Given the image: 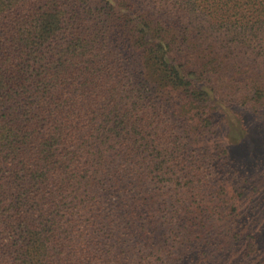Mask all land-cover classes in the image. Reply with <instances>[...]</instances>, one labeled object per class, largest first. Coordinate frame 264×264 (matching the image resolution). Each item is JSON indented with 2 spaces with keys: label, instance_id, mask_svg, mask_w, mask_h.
Here are the masks:
<instances>
[{
  "label": "trees",
  "instance_id": "1",
  "mask_svg": "<svg viewBox=\"0 0 264 264\" xmlns=\"http://www.w3.org/2000/svg\"><path fill=\"white\" fill-rule=\"evenodd\" d=\"M234 110L264 0H0V264H264Z\"/></svg>",
  "mask_w": 264,
  "mask_h": 264
},
{
  "label": "rangeland",
  "instance_id": "2",
  "mask_svg": "<svg viewBox=\"0 0 264 264\" xmlns=\"http://www.w3.org/2000/svg\"><path fill=\"white\" fill-rule=\"evenodd\" d=\"M249 111L251 110H248L247 112H242V110L237 112L234 110L240 118V130L244 131L245 129L249 135L247 136L252 139L255 146H257L256 157L258 159L256 161L259 162H252L249 155H244V149L241 148V146L234 149H236V158L241 161L238 162V165L242 168V171H246L248 169L251 170V173L244 180L243 178L240 179L238 184H242L244 187L248 188L253 176L256 180L255 184L258 189L254 195L253 201L241 203L242 211L244 213L243 216L248 219V227L243 230H246L248 234L255 231L257 234L261 235V231L264 233V111H261V114H259L257 118H255ZM229 132L231 133V136L232 134L234 135L233 138H235V140H239L240 134L238 130L234 129L233 132L231 129ZM244 190L247 193V189Z\"/></svg>",
  "mask_w": 264,
  "mask_h": 264
}]
</instances>
